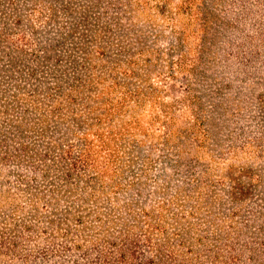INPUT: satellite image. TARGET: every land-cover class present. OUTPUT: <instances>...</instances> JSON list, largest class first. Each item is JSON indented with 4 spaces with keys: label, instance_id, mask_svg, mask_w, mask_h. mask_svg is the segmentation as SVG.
Segmentation results:
<instances>
[{
    "label": "rangeland",
    "instance_id": "rangeland-1",
    "mask_svg": "<svg viewBox=\"0 0 264 264\" xmlns=\"http://www.w3.org/2000/svg\"><path fill=\"white\" fill-rule=\"evenodd\" d=\"M0 246L264 264V0H0Z\"/></svg>",
    "mask_w": 264,
    "mask_h": 264
},
{
    "label": "trees",
    "instance_id": "trees-1",
    "mask_svg": "<svg viewBox=\"0 0 264 264\" xmlns=\"http://www.w3.org/2000/svg\"><path fill=\"white\" fill-rule=\"evenodd\" d=\"M66 156L72 161L71 165L75 164V160L72 159V157L70 156L69 151H66ZM149 238H145V240H148ZM2 247V246H0ZM4 247V251L7 252L9 251V247L5 246L3 244ZM127 259L124 257V255L122 256H113L112 254H103V255H99L97 256L95 259L91 260H87L85 264H125V261Z\"/></svg>",
    "mask_w": 264,
    "mask_h": 264
}]
</instances>
